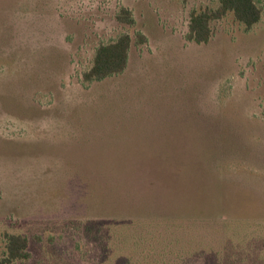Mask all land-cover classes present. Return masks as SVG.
<instances>
[{
	"label": "rangeland",
	"instance_id": "1",
	"mask_svg": "<svg viewBox=\"0 0 264 264\" xmlns=\"http://www.w3.org/2000/svg\"><path fill=\"white\" fill-rule=\"evenodd\" d=\"M218 2L0 0V257L19 233L12 264H264V0L188 40ZM121 33L125 69L84 81Z\"/></svg>",
	"mask_w": 264,
	"mask_h": 264
},
{
	"label": "trees",
	"instance_id": "2",
	"mask_svg": "<svg viewBox=\"0 0 264 264\" xmlns=\"http://www.w3.org/2000/svg\"><path fill=\"white\" fill-rule=\"evenodd\" d=\"M228 13H232L236 21L249 29L260 20L262 8L256 0H219L214 8L192 9L186 38L196 43H206L212 35L211 21L221 19ZM116 18L128 24L134 23L132 12L126 7L119 9ZM136 37L138 43L146 41L142 33L138 32ZM131 42L132 37L128 33H121L111 41L100 43L95 48L90 66L82 74L83 80L99 81L121 73L128 62ZM28 257L27 237L19 233L7 234L0 264H12Z\"/></svg>",
	"mask_w": 264,
	"mask_h": 264
}]
</instances>
